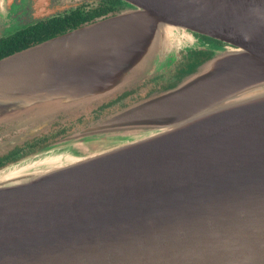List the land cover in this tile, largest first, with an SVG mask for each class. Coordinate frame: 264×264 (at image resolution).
Wrapping results in <instances>:
<instances>
[{"label": "water", "instance_id": "water-1", "mask_svg": "<svg viewBox=\"0 0 264 264\" xmlns=\"http://www.w3.org/2000/svg\"><path fill=\"white\" fill-rule=\"evenodd\" d=\"M121 2L0 60V124L38 135L142 86L200 48L195 35L222 45L174 87L2 172L16 174L0 181V264H264V0ZM100 139L113 145L67 154Z\"/></svg>", "mask_w": 264, "mask_h": 264}, {"label": "flooded vegetation", "instance_id": "flooded-vegetation-1", "mask_svg": "<svg viewBox=\"0 0 264 264\" xmlns=\"http://www.w3.org/2000/svg\"><path fill=\"white\" fill-rule=\"evenodd\" d=\"M122 9L121 0H5L0 8V60L76 29L114 17ZM195 37L201 47L179 51L171 69L155 75L142 86L103 101L95 108H86L74 117L60 115L51 123L50 128H45L38 135H26L27 127L0 124V172L35 156L51 144L122 106L152 92L174 87L199 62L210 58L213 44L222 45L204 36Z\"/></svg>", "mask_w": 264, "mask_h": 264}, {"label": "rangeland", "instance_id": "rangeland-1", "mask_svg": "<svg viewBox=\"0 0 264 264\" xmlns=\"http://www.w3.org/2000/svg\"><path fill=\"white\" fill-rule=\"evenodd\" d=\"M177 55V56H176ZM175 55V60H176V57H178V54H176ZM175 60L172 62V64L170 65V67L169 68H166L165 70H169V69H171L172 68V66L174 65V63H175ZM177 63V62H176ZM164 70V71H165ZM164 71H162L160 74H162ZM148 81H150V80H148ZM61 115H63V114H61ZM60 116V115H59ZM58 116V117H59ZM63 116H67V117H74V116H70V115H63ZM58 117H57V119H58ZM56 119V120H57ZM54 122V121H53ZM52 122V123H53ZM60 122V121H59ZM10 124V123H9ZM8 124V125H9ZM11 125H13V124H11ZM13 126H15V125H13ZM16 127H18V126H16ZM27 128H29V127H27ZM48 128H50V126L48 127ZM47 128V129H48ZM52 145V144H51ZM113 144L110 142H107L106 140H103V139H100V140H98V141H96V142H91V143H88V142H86V143H79V144H76V145H74L73 147H71V148H73V150H71V149H68V155L69 156H73V157H85V156H89L90 154H92V153H97V152H101V151H103V150H106V149H109V148H111V146H112ZM49 147V146H48ZM47 148V147H46ZM39 153V152H38ZM37 153V154H38ZM54 153H56V154H60V155H66V152H63L62 150H59V151H54ZM38 156H40L41 157V155H38ZM37 157V156H36ZM35 156H33V157H29V158H27V159H25V160H23V161H21V162H19V163H17V164H15V165H13V166H11V167H9L8 169H6V170H4V171H1L0 172V174L2 173V172H5V171H10V170H14V171H17L18 169H20V168H22V167H24V166H26L27 164H30V162L32 163V161L36 158ZM38 159H36V160H34V161H37ZM33 161V162H34ZM10 169V170H9Z\"/></svg>", "mask_w": 264, "mask_h": 264}, {"label": "bare ground", "instance_id": "bare-ground-1", "mask_svg": "<svg viewBox=\"0 0 264 264\" xmlns=\"http://www.w3.org/2000/svg\"><path fill=\"white\" fill-rule=\"evenodd\" d=\"M63 158L61 157H53V158H46L45 160L43 161H40V162H37L33 167H39V166H45V167H52V166H58V165H61L63 163ZM68 162V161H66ZM29 168H32V167H29ZM16 173H6L4 175H0V181L3 180L4 178H8V176H11V175H14Z\"/></svg>", "mask_w": 264, "mask_h": 264}, {"label": "trees", "instance_id": "trees-1", "mask_svg": "<svg viewBox=\"0 0 264 264\" xmlns=\"http://www.w3.org/2000/svg\"><path fill=\"white\" fill-rule=\"evenodd\" d=\"M198 36H199V35H198ZM211 56H212V55H211ZM211 56H210V57H211ZM207 60H208V59H207ZM205 61H206V60H205ZM203 62H204V61L199 62L198 65L195 67V69H196L200 64H202ZM195 69H194V70H195ZM194 70H193L192 72H194ZM192 72H190V73H192ZM190 73H188V74H190ZM188 74H186V75H188ZM186 75H185V76H186ZM182 78H183V77H182Z\"/></svg>", "mask_w": 264, "mask_h": 264}]
</instances>
